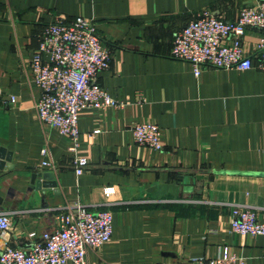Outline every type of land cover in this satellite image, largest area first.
Returning a JSON list of instances; mask_svg holds the SVG:
<instances>
[{
	"label": "crops",
	"instance_id": "obj_1",
	"mask_svg": "<svg viewBox=\"0 0 264 264\" xmlns=\"http://www.w3.org/2000/svg\"><path fill=\"white\" fill-rule=\"evenodd\" d=\"M255 1L0 0V151L11 154L0 168V211L12 214L10 243L26 247L29 233L55 229L57 215L79 202L113 213L112 241L89 250V264H197L222 247L264 264V236L234 233L231 223L239 206L264 221V73L207 69L198 77L171 57L197 12L234 19ZM76 17L93 19L112 50L98 82L123 106L82 111L73 152L38 119L42 91L29 62L49 23ZM261 38L250 29L243 43L252 51ZM139 121L160 126L162 150L135 142ZM46 144L53 169L43 164ZM76 155L90 161L82 175Z\"/></svg>",
	"mask_w": 264,
	"mask_h": 264
},
{
	"label": "built area",
	"instance_id": "obj_2",
	"mask_svg": "<svg viewBox=\"0 0 264 264\" xmlns=\"http://www.w3.org/2000/svg\"><path fill=\"white\" fill-rule=\"evenodd\" d=\"M262 33L260 43L248 51L243 39L248 30ZM171 57L188 62L200 77L207 69H257L264 73V0L243 7L234 19L214 14L209 8L197 12L174 38ZM112 50L101 39L93 19L62 18L49 23L39 37V45L29 62L33 83L42 95L36 102L39 121L57 130L72 144L79 145V118L82 111L122 107L98 78L112 64ZM15 99H12L14 102ZM103 130L97 129L94 134ZM135 142L160 151L164 148L163 131L154 121H139L132 127ZM45 166L55 168L52 151H41ZM90 161L76 155L78 175L87 171ZM107 195H110L107 192ZM56 228L41 234L31 232L26 247L13 246L12 214L0 211V264H89L88 251L99 250L112 241L113 213L93 211L77 202L56 217ZM232 231L252 237L264 236V221L251 207H235ZM197 264H247L246 259L222 247L213 258L195 259Z\"/></svg>",
	"mask_w": 264,
	"mask_h": 264
},
{
	"label": "water",
	"instance_id": "obj_3",
	"mask_svg": "<svg viewBox=\"0 0 264 264\" xmlns=\"http://www.w3.org/2000/svg\"><path fill=\"white\" fill-rule=\"evenodd\" d=\"M4 153H5V149H1V151H0V168L3 167V164H4L5 160L11 161V154L9 153L8 156L6 157L4 155ZM8 167L9 168H13V165H9ZM37 178H38L37 175H35L34 176V180L36 181ZM37 182H38V185H40V182L39 181H37Z\"/></svg>",
	"mask_w": 264,
	"mask_h": 264
}]
</instances>
